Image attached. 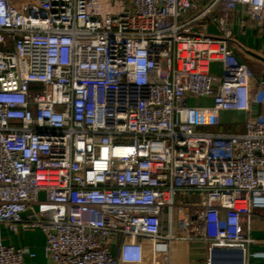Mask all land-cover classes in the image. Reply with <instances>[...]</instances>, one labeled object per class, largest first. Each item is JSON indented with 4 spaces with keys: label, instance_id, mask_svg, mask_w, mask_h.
<instances>
[{
    "label": "built area",
    "instance_id": "1",
    "mask_svg": "<svg viewBox=\"0 0 264 264\" xmlns=\"http://www.w3.org/2000/svg\"><path fill=\"white\" fill-rule=\"evenodd\" d=\"M237 15L264 29V0H0V264L35 255L4 227L40 229L51 264H170L193 241L245 255L264 82L232 47ZM222 111L245 118L220 130Z\"/></svg>",
    "mask_w": 264,
    "mask_h": 264
},
{
    "label": "crops",
    "instance_id": "2",
    "mask_svg": "<svg viewBox=\"0 0 264 264\" xmlns=\"http://www.w3.org/2000/svg\"><path fill=\"white\" fill-rule=\"evenodd\" d=\"M239 15L235 16L232 25L233 38L232 47L239 59L248 63L254 71V81L264 82V29H256L251 23L243 28L239 25ZM214 32L218 31L215 26L211 27ZM211 72L219 75L221 73L220 63L211 64ZM189 100L198 101V104L210 105L209 98L190 97ZM264 112V105H253V115ZM245 115L237 111L220 112V130H235L239 120ZM42 199L45 196L42 195ZM244 232L248 231L247 222L243 224ZM249 234L254 241L246 249L245 255L237 250L219 251L215 255L210 254L208 245L202 241L174 242L171 246L170 264H264L261 252L264 250V243L261 240L264 234V210L256 209L249 227ZM1 237L7 244L15 247H27L35 253L34 256H27V264H51L45 257V236L40 229L20 230L12 232L7 228L1 231Z\"/></svg>",
    "mask_w": 264,
    "mask_h": 264
},
{
    "label": "rangeland",
    "instance_id": "3",
    "mask_svg": "<svg viewBox=\"0 0 264 264\" xmlns=\"http://www.w3.org/2000/svg\"><path fill=\"white\" fill-rule=\"evenodd\" d=\"M0 49H5V47H4V45L3 44H0ZM198 104L199 102L198 101H195V100H189V104L191 105V104ZM243 121L242 120H239V122H238V124H241ZM200 130H207V131H211V130H213V128L212 127H203V128H200ZM182 214H186V216H189L190 215V211L189 210H185V209H183V208H180L179 210H178V213H177V216H178V219L181 221V218H180V216L182 215ZM188 221V220H187ZM187 221H185V222H187Z\"/></svg>",
    "mask_w": 264,
    "mask_h": 264
}]
</instances>
